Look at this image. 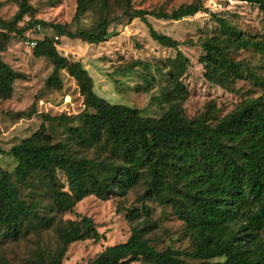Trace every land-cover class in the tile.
<instances>
[{
	"label": "trees",
	"instance_id": "1",
	"mask_svg": "<svg viewBox=\"0 0 264 264\" xmlns=\"http://www.w3.org/2000/svg\"><path fill=\"white\" fill-rule=\"evenodd\" d=\"M109 1L78 0L77 15ZM239 1L264 13V0ZM123 3V17L143 20L154 41L177 52L170 86L163 94L168 108L155 119L139 109L109 103L95 93L94 81L80 61L61 55L49 35L39 40L35 54L54 66L49 84L60 86L59 73L65 71L77 83L86 110L73 118L44 115L47 122L67 123V138L57 139L42 126L11 150L13 172L0 168V264H12L13 254H20L22 264H63L71 245L101 239L91 218L64 217L90 196L125 197L142 183L144 202L170 205L185 223L191 250H157L151 239L157 223L144 206L131 218L129 239L106 248L88 264H264V80L263 96L242 103L227 116L220 117L210 104L189 119L177 100L186 94L180 79L190 61L179 50L180 43L155 31L148 17H194L204 11L203 1L172 13L136 10L130 0ZM217 22L227 37H206L201 63L206 79L225 87L240 74L241 64L231 54L245 48L261 51L264 44L247 38L226 19ZM37 24L46 25L35 19L24 0L13 21H0V29L26 37ZM110 25L111 19L105 18L96 29L50 26L61 36L100 45L108 40ZM6 50L0 43L2 99L13 96L19 76L3 61Z\"/></svg>",
	"mask_w": 264,
	"mask_h": 264
},
{
	"label": "rangeland",
	"instance_id": "2",
	"mask_svg": "<svg viewBox=\"0 0 264 264\" xmlns=\"http://www.w3.org/2000/svg\"><path fill=\"white\" fill-rule=\"evenodd\" d=\"M24 0H0V21H13ZM35 12V19L45 23L41 37L49 35L58 52L72 61H80L94 81V91L113 105H125L142 111L145 117L159 119L167 110L163 100L164 90L170 86L177 52L154 41L147 24L138 18L123 17V0H110L109 5L97 3L77 15L78 0H25ZM101 1V0H100ZM136 10L172 13L195 0H130ZM204 11L180 21L158 20L148 17V23L160 35L180 43L179 50L190 61L180 81L186 94L178 99L183 113L193 119L206 111L210 104L216 106L219 116L225 117L242 103L263 96L260 81L264 80V49L245 48L233 52L231 58L241 64L240 74L227 86L210 82L205 77L201 47L206 37L226 38L217 18L226 19L247 38L264 44V13L256 6L239 0H202ZM111 19L108 40L93 45L61 36L53 26L66 30L96 29L102 19ZM27 20L19 25L23 27ZM4 34L0 43L7 46L2 54L19 76L14 84L13 96L0 98V168L13 172L16 167L11 150L32 138L42 126L57 139L67 138V123L45 121L43 116L76 117L85 112L80 89L65 71H60L61 85H50L53 64L38 57L35 49L27 45V38ZM56 38H59V40ZM76 125V124H75ZM98 154L101 149H96ZM107 156L106 154H103ZM95 156V154H94ZM145 186L140 184L127 196L113 195L106 200L90 196L81 201L74 212L64 220L91 218L101 235L98 242L85 241L70 246L63 264H88L106 248L126 242L132 233V216L142 212L144 206L151 210L157 228L151 239L159 251L168 247L191 250L185 223L172 207L154 201H143ZM131 219V220H130ZM136 221L142 219L141 216ZM12 264H22L20 254L11 255ZM140 264V263H137Z\"/></svg>",
	"mask_w": 264,
	"mask_h": 264
},
{
	"label": "built area",
	"instance_id": "3",
	"mask_svg": "<svg viewBox=\"0 0 264 264\" xmlns=\"http://www.w3.org/2000/svg\"><path fill=\"white\" fill-rule=\"evenodd\" d=\"M42 31H43V28L41 27V25L37 24L26 33L27 45L30 48L35 49L38 45L39 40H42L44 38V37H41ZM57 39L58 38H56V40Z\"/></svg>",
	"mask_w": 264,
	"mask_h": 264
}]
</instances>
